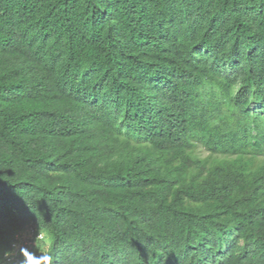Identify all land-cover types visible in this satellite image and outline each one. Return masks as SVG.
<instances>
[{"label": "trees", "instance_id": "trees-1", "mask_svg": "<svg viewBox=\"0 0 264 264\" xmlns=\"http://www.w3.org/2000/svg\"><path fill=\"white\" fill-rule=\"evenodd\" d=\"M0 264H264V0H0Z\"/></svg>", "mask_w": 264, "mask_h": 264}, {"label": "clouds", "instance_id": "clouds-1", "mask_svg": "<svg viewBox=\"0 0 264 264\" xmlns=\"http://www.w3.org/2000/svg\"><path fill=\"white\" fill-rule=\"evenodd\" d=\"M29 228H33L34 229V227L33 226H31V227H29ZM29 228L27 229V230H25L24 231V235L27 237V239H26V237H25V244L24 245H27V243L29 244V245H27L26 247H24L23 245H22V241H21V239L19 238L20 236H21V233H16L15 234V237H14V242L11 244V250L9 251V252H7L6 254H5V259H6V261L8 262V263H12V262H14L15 263V260H16V257H17V255L20 253V252H24L25 250H27V248L30 246V247H32L33 245H35V241L37 240V241H42L43 239H44V234L43 233H37L36 232V230H35V233H34V235H30L29 233H28V231H29ZM40 236V237H39ZM28 240V241H27ZM32 240H33V242H32ZM14 243H17V245H16V247H17V249L16 248H13V244ZM29 247V248H30Z\"/></svg>", "mask_w": 264, "mask_h": 264}, {"label": "rangeland", "instance_id": "rangeland-1", "mask_svg": "<svg viewBox=\"0 0 264 264\" xmlns=\"http://www.w3.org/2000/svg\"><path fill=\"white\" fill-rule=\"evenodd\" d=\"M204 154H205V152H203V155H204ZM20 233H21V236H20L19 238H20L21 241H22V245H23L24 247H26L27 245H29L28 243H27V245H24V244H25L24 242H25V240L27 239V237L24 235V234H25L24 231H22V232H20ZM25 237H26V239H25ZM27 241H28V240H27ZM32 242H33V240H32ZM30 246H31V245H30ZM30 246H29V247H30ZM29 247H28V248H29ZM28 248H27V249H28ZM16 249H17V247H16Z\"/></svg>", "mask_w": 264, "mask_h": 264}, {"label": "built area", "instance_id": "built-area-1", "mask_svg": "<svg viewBox=\"0 0 264 264\" xmlns=\"http://www.w3.org/2000/svg\"><path fill=\"white\" fill-rule=\"evenodd\" d=\"M28 233H29L30 235H34L35 230H34L33 228H29ZM39 237H40V236H39ZM16 245H17V243H14V244H13V248H16Z\"/></svg>", "mask_w": 264, "mask_h": 264}, {"label": "snow or ice", "instance_id": "snow-or-ice-1", "mask_svg": "<svg viewBox=\"0 0 264 264\" xmlns=\"http://www.w3.org/2000/svg\"><path fill=\"white\" fill-rule=\"evenodd\" d=\"M28 258H29V260H31V259H32V257H31V256H29Z\"/></svg>", "mask_w": 264, "mask_h": 264}]
</instances>
